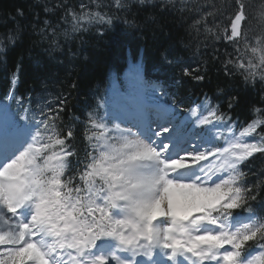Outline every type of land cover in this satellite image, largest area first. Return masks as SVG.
I'll use <instances>...</instances> for the list:
<instances>
[{
	"label": "snow or ice",
	"instance_id": "6c2138e0",
	"mask_svg": "<svg viewBox=\"0 0 264 264\" xmlns=\"http://www.w3.org/2000/svg\"><path fill=\"white\" fill-rule=\"evenodd\" d=\"M33 7L40 11L27 24L11 17L0 53L27 29L51 50L92 28L103 34L117 21L136 28L140 14L156 23L158 13H171L181 27L192 19L186 47L199 52L213 42L224 75L264 93V0H34ZM215 42L225 45L223 59ZM160 56L182 76L205 80L206 70L183 66L171 48ZM134 68L123 93L89 106L81 147L63 118L68 98L18 95L19 65L12 73L0 96V264H264V95L240 121L230 115L239 93L217 88L227 111L207 93L185 102Z\"/></svg>",
	"mask_w": 264,
	"mask_h": 264
},
{
	"label": "trees",
	"instance_id": "16d2710c",
	"mask_svg": "<svg viewBox=\"0 0 264 264\" xmlns=\"http://www.w3.org/2000/svg\"><path fill=\"white\" fill-rule=\"evenodd\" d=\"M72 2L78 3V0ZM245 2L259 5L261 0ZM216 3H223V0H216ZM33 5L34 0H0V35L6 36L9 29L14 27L11 17L21 24L29 23L33 19V11H40L34 9ZM17 9L24 11V19L16 16ZM250 12H254V9ZM144 15L140 14L136 28H129L117 21L111 28L104 29L103 34L92 28L76 34L67 43L62 40L60 47L51 50L30 29L25 30L15 45H8L6 51L0 53V96L11 86V75L19 65V79L15 86L18 95L31 93L49 99L57 96L68 98L63 118L76 130L74 143L81 147L82 121L89 106H94L99 97L105 96L110 86L130 79L135 72L134 65L138 64L139 70L144 68L149 75L167 79L174 90L173 95L178 99H202L203 93L214 96L218 87L224 88L226 93H239L241 102L230 115L240 121L250 119L249 106L258 104L264 95L260 84L245 86L239 77H226L219 60L213 59V42H208L206 47L202 44L199 52L195 47H186L185 28L192 23L191 18H187L184 27H181L171 13H158L156 23H144ZM221 22L220 19L216 20L217 24ZM255 24L256 21H253ZM140 46L143 47L142 55H137ZM214 47L223 59L224 43L215 42ZM166 48L176 52L183 66L191 65V69L199 68L201 72L206 70L205 80L197 82L182 76L180 68L165 64L160 53ZM41 78L50 81L52 88L41 87ZM213 102L220 103L222 110L227 111L224 95L214 96ZM75 117H79V120ZM255 164L259 167L260 161L256 160Z\"/></svg>",
	"mask_w": 264,
	"mask_h": 264
},
{
	"label": "bare ground",
	"instance_id": "6f19581e",
	"mask_svg": "<svg viewBox=\"0 0 264 264\" xmlns=\"http://www.w3.org/2000/svg\"><path fill=\"white\" fill-rule=\"evenodd\" d=\"M142 51H143V47H141L140 46V48H139V51L137 52V55H142ZM140 59V58H139ZM175 75V74H174ZM43 81V82H42ZM47 81V80H46ZM45 81V79L44 78H41L40 80H39V84L41 85V87H43V88H45V86H47L48 88H52V86H50L49 84V82H46ZM56 86V85H55ZM61 89V88H60ZM174 89H176V88H174ZM174 91V90H173Z\"/></svg>",
	"mask_w": 264,
	"mask_h": 264
}]
</instances>
